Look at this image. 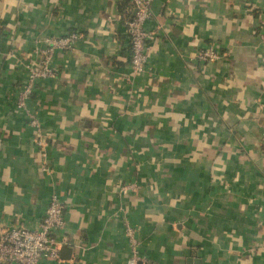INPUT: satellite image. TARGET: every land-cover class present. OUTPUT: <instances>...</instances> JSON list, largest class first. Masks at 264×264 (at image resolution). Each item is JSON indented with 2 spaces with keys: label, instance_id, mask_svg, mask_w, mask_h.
<instances>
[{
  "label": "crops",
  "instance_id": "1",
  "mask_svg": "<svg viewBox=\"0 0 264 264\" xmlns=\"http://www.w3.org/2000/svg\"><path fill=\"white\" fill-rule=\"evenodd\" d=\"M120 1L0 0V230L33 227L55 191L58 260L39 264H126L124 219L137 264H264V0H152L139 74ZM70 31L25 101L42 159L22 65Z\"/></svg>",
  "mask_w": 264,
  "mask_h": 264
},
{
  "label": "built area",
  "instance_id": "2",
  "mask_svg": "<svg viewBox=\"0 0 264 264\" xmlns=\"http://www.w3.org/2000/svg\"><path fill=\"white\" fill-rule=\"evenodd\" d=\"M132 15L125 21V33L129 45V68L132 74L145 70L147 62L146 43L150 31L145 26V20L150 16L152 0H131ZM78 34L74 31L63 35H45L37 39L34 47V57L23 63L24 80L16 95L15 107L24 110L27 123L37 134L35 144L40 149V158L44 159L43 141L40 137L41 128L34 111L26 107L25 101L38 82L55 75L53 57L58 50H71ZM264 43V33L259 35ZM219 51L214 45H206L196 53V58L208 61L218 58ZM260 143L264 150V123L260 131ZM45 168V167H44ZM135 182L128 181L117 186L120 194L134 190ZM63 202L55 191L49 193L43 214L33 227L14 225L0 230V264H39L41 259L58 260V248L61 241L57 233L64 226ZM123 233L127 241L129 256L126 264H137V239L132 226L123 220Z\"/></svg>",
  "mask_w": 264,
  "mask_h": 264
},
{
  "label": "trees",
  "instance_id": "3",
  "mask_svg": "<svg viewBox=\"0 0 264 264\" xmlns=\"http://www.w3.org/2000/svg\"><path fill=\"white\" fill-rule=\"evenodd\" d=\"M125 5H126L125 14H127L126 16H127V18H129L132 15V10H131V8H129L128 3L126 4V2L124 0L123 1H120V2H118L117 7L119 9H121Z\"/></svg>",
  "mask_w": 264,
  "mask_h": 264
},
{
  "label": "water",
  "instance_id": "4",
  "mask_svg": "<svg viewBox=\"0 0 264 264\" xmlns=\"http://www.w3.org/2000/svg\"><path fill=\"white\" fill-rule=\"evenodd\" d=\"M197 258L196 259H192L191 257H188L186 259V263H192V264H197Z\"/></svg>",
  "mask_w": 264,
  "mask_h": 264
}]
</instances>
